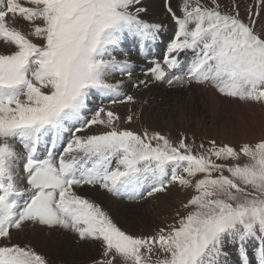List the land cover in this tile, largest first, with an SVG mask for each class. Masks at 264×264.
Masks as SVG:
<instances>
[{
  "label": "snow or ice",
  "instance_id": "obj_1",
  "mask_svg": "<svg viewBox=\"0 0 264 264\" xmlns=\"http://www.w3.org/2000/svg\"><path fill=\"white\" fill-rule=\"evenodd\" d=\"M25 3L32 7L0 0V41L15 48L0 54V264H48L31 246L11 243V230L28 224L62 228L96 243L101 258L93 264H152L157 251L162 258L155 264H222L226 244L238 245L242 264H249L245 245L253 239L259 241L256 264H264V140L239 151L210 141L193 154L183 136L173 144L157 132L121 129L119 116L106 106L90 119L82 115L93 90L108 95L111 104L134 102L120 82L106 77L115 69L130 75L128 61L113 55L125 37L138 38L142 47L157 38L161 25L140 18L142 0ZM210 3L182 0L177 16L165 0L174 36L144 75L170 86L210 84L224 96L264 104V33L255 30L251 10L245 22L235 8L221 11L217 0ZM261 3L256 0L257 9ZM17 16L30 32L10 25ZM186 51L193 53L187 70L172 75ZM93 125L107 130L89 134ZM241 155L247 159L242 165L216 163ZM177 183L194 188L183 205L191 210L151 236L126 233L99 204L75 191L99 186L135 199L142 189L151 197Z\"/></svg>",
  "mask_w": 264,
  "mask_h": 264
},
{
  "label": "rangeland",
  "instance_id": "obj_2",
  "mask_svg": "<svg viewBox=\"0 0 264 264\" xmlns=\"http://www.w3.org/2000/svg\"><path fill=\"white\" fill-rule=\"evenodd\" d=\"M148 1L151 0H142V3L147 4ZM20 2L25 7H32V5L25 3V0H20ZM156 2H159L160 5L159 7L162 12L160 13L161 18H156V16L151 11L148 12L149 10L145 11L140 15V18L147 23L159 24L161 22V24H159L161 25V27L159 32L157 33L156 40L145 41L142 47L138 38L125 37L122 40L120 47L113 52V55L116 56L117 60L128 61V72H130V75L127 73L122 74L119 69H115L106 77L107 81L109 80L108 82L110 83H116L121 81L120 83L122 84V86L126 83L131 84L132 87L136 89V92H127L122 88V86L120 90L124 95L133 96L134 102L111 104L110 97L108 95H105L106 98L102 102L101 99L95 97L98 95L94 92L92 93L91 97L90 95L88 96L86 100V109L82 115L85 118L90 119L92 113H94V111L98 107L106 106L108 110L113 111L117 116H119L120 120L118 122V126L121 129H128L140 135H143V132L145 130H147L149 134L157 132L160 133L162 136L168 138L171 142H173V144L178 143L180 138L183 136L185 138V143L192 146L193 154H196L197 152H203L205 149L210 147V141H215L217 146H223L227 144L228 146L233 147L235 150L239 151V148L243 144L254 145L257 142L264 140V104L246 102L241 101L238 98L224 96L220 94L210 84H196L193 82L184 84L183 86H181L180 84L170 86L166 80L152 81L150 77H146L144 75V71L151 66L149 64V60L162 59L166 46L168 42L173 38L175 31V24L172 20L171 15L167 12V9L165 7V0H162V5L161 0H156ZM201 2L206 4L207 6H211L210 0H201ZM217 2L221 6V11H231L233 8H235V11H238L240 17L244 19L245 22L248 21L249 10H251V19L255 21V30L264 33V3H261L260 7L257 9L256 0H217ZM181 3L182 0H168V4L177 16L181 15L179 11V5ZM142 6L144 7L145 5ZM144 8L147 10V6H145ZM145 16H149V18ZM169 21L171 23H169ZM9 23L11 26L16 27L25 34L31 31V26L29 25V23L24 21L21 17L17 16L11 18L9 19ZM35 23L40 24L41 21L37 20L35 21ZM162 25H166L169 27L165 30ZM163 33H165V37H163ZM29 39H32L36 43L41 42L31 36L29 37ZM14 50V46L0 41V54H10ZM192 55L193 53L191 51L182 52L178 57L179 62L172 71V75H182L187 70V66L191 60ZM141 80H145L147 82L146 85L141 84ZM155 86H157L160 90L169 91L170 88L175 89L177 91H180L181 94L177 95L175 94L176 92L170 93L171 95H169V97H171V99H174L175 96L177 97V101L174 102H169V97L165 99H157L156 101H154V99L152 98H147L146 100L141 98V95L145 93L147 89H150ZM204 88H210L213 91H211L210 89L204 90ZM204 91H211L208 93L212 94L215 93L214 95L221 99V101H219V104H217V106L211 107L212 105L210 103H207L206 98L204 97L205 99H202V97L200 96V93L203 94ZM192 93H194L193 96L195 97L193 99L191 98ZM102 95L104 96V94ZM172 96L174 97L172 98ZM120 99H123V96H121ZM222 99L228 100L227 103L225 102V100ZM143 100L146 103H144ZM160 100L168 102L163 105L161 103L162 101ZM229 100L234 101L236 103L231 105V102H229ZM131 104H135V106L140 109V115H138V113H136V115L133 113L134 110ZM153 114H155L156 116ZM128 116H132L131 122H126ZM106 130L107 129L104 128L102 125H93L92 128L89 130V134H91V132L99 134ZM84 134L85 133H78V135ZM69 135L70 133L67 132L63 134L64 142L67 141ZM200 145H204V148L201 149ZM16 146L18 151L22 150L19 144H16ZM59 150L60 149L58 148L57 151ZM40 151L41 153H43L44 146H41ZM246 162L247 159L243 157V155H241L239 160L237 161H216V163H238L241 165ZM218 174L219 173L214 172L213 176H216ZM224 175H228V173L225 171ZM199 178H201L200 174H198V176L193 179V183L195 179ZM85 186L82 187L83 189L77 188L75 190L80 191L81 193H77L81 196L85 198L88 197V199L92 201L94 200V202L102 207V209L111 217L114 223H116L117 226L121 228V230L133 236H151L154 235V233L158 231L160 227H166L168 224L175 223L176 219H178L179 216H183L186 214L187 211L191 210L184 209L183 205L187 203V201L193 195L196 194L194 188L182 187L177 183L170 184L164 192L157 193L151 197L147 196L146 189H142L143 196L135 199L129 198L127 196L126 200L124 197L121 198L119 196H114L110 193L108 194L107 191L100 189L99 186ZM98 192L100 194H104L105 196L111 199H114L115 202H121L124 204H129L130 202L134 204L136 200L138 204L146 202L148 207L147 209L142 210V214L145 218H147L148 222L144 223L145 221L142 219V215L139 216L136 211V214H134L133 216L131 215L132 220L134 222V229L129 228L127 225V222H129L128 218L124 216L118 217V214H116L115 212H111L109 209H112V207H110L108 203L103 206L99 202L100 198L98 196ZM91 193H95L96 196H92ZM89 195L91 197H89ZM31 225L32 224L26 225L21 231L22 233L19 230H12L11 243L15 244V236H21L22 240L25 241V229L27 228V231L38 229L43 231V228H46V230H50V228L45 227L43 225L35 224L37 227L35 225ZM64 230L65 229L62 228H56V231L48 232L60 235H62L63 233H68V230ZM48 232L43 233L44 237L48 236ZM70 233L74 234L73 238L75 241H73V244L75 247H82L81 244L85 243L86 246L90 245L91 247V241L78 239L76 242V238L78 237V235L72 233L71 231ZM258 245V239H253L247 242V244L245 245L248 253L247 258L250 262L249 264H256L255 249L258 247ZM93 250V257L87 260L78 261L75 264H93V261L100 259V249L98 245H95V248L92 246V251ZM224 251L229 254L232 251V255L230 257V259H233L232 264H237V262H240L241 257L238 252V245L226 244ZM158 257L162 258V255L158 251L152 254V264H155ZM249 258H251V260ZM47 261L48 264H61L60 261L58 262L53 259ZM222 264H230V260L226 262V259H222Z\"/></svg>",
  "mask_w": 264,
  "mask_h": 264
},
{
  "label": "bare ground",
  "instance_id": "obj_3",
  "mask_svg": "<svg viewBox=\"0 0 264 264\" xmlns=\"http://www.w3.org/2000/svg\"><path fill=\"white\" fill-rule=\"evenodd\" d=\"M158 1V0H157ZM142 5H145V6H147V10L146 11H148V12H152L155 16H156V18H159L160 17V13H162L161 12V10H160V5H159V2H156V0H151V1H148V3L147 4H143L142 3ZM161 5H162V0H161ZM144 6V7H145ZM161 9H162V7H161ZM164 13V12H163ZM145 17H148L149 18V16H145ZM161 18V17H160ZM164 18V17H163ZM162 18V19H163ZM145 19V18H144ZM151 19V18H150ZM166 20V19H165ZM162 21H164V20H162ZM167 21V20H166ZM158 22V21H157ZM169 23H171L170 21H169ZM159 24H161V22L159 23ZM167 24V23H166ZM163 27H164V29L166 30V29H168V27L169 26H166V25H162ZM162 30V29H161ZM171 31H173V30H171ZM258 32V31H257ZM166 33V32H165ZM165 33H163V37H165L166 35H165ZM140 65V64H139ZM137 70V69H136ZM139 75V74H138ZM142 75V74H141ZM135 76V75H134ZM132 77V76H131ZM137 77V76H136ZM135 77V78H136ZM121 80V79H120ZM109 81V80H108ZM119 82H121V81H119ZM113 83V82H112ZM131 83V82H130ZM155 85H157V84H155ZM121 86H122V84H121ZM122 88L125 90V91H127V92H136V89H134L133 87H132V85L131 84H128V83H126V84H124L123 86H122ZM210 89V88H209ZM209 89H207V88H204V90H209ZM169 90V89H168ZM193 90V89H192ZM211 90V89H210ZM211 91H213V90H211ZM211 91H208V92H211ZM96 93L98 96H95L96 98H99V99H101L102 100V102L104 101V99L106 98V96L104 95H102L100 92H97V91H91L90 92V97L92 96V93ZM174 92H176L175 94H177V95H180L181 93H180V91H177V90H175V89H171L170 88V90L169 91H167V90H160L157 86H155V87H152V88H150V89H147V91H145V93H143L142 95H141V98L142 99H144V100H146L147 98H152V99H154V101H156L157 99L159 100V99H165V98H168L169 97V95H171L170 93H174ZM182 92V91H181ZM192 92V91H191ZM194 92V91H193ZM208 92H205L204 91V95L202 94V93H200V96L202 97V99H205L206 98V101H207V103L209 104H211L212 106L211 107H214V106H217V104H219V101H221V99L220 98H218L216 95H214V94H212V93H208ZM193 94L194 93H192V99L193 98H195L194 96H193ZM203 95V96H202ZM174 96H172V98H173ZM205 97V98H204ZM107 98H108V96H107ZM176 96L174 97V99H171V97H169L168 98V100H169V102H174V101H177L176 100ZM152 99H150V100H152ZM229 99V98H228ZM143 100V102L144 103H146L145 101ZM222 100H225V102L227 103V101L228 100H226V99H222ZM160 101H162V100H160ZM166 102H168V101H166ZM166 102H164V101H162L161 103L163 104V105H165V103ZM229 102H231V105H233V104H235L236 102H234V101H230L229 100ZM132 105V107H133V110H134V112H133V110H132V112L136 115V113H138V115H140V113H141V111H140V109H138V107L137 106H135V104H131ZM220 106V105H219ZM226 106V105H225ZM193 107H195V106H193ZM234 107V106H233ZM121 108V107H120ZM128 109V108H127ZM160 109V108H159ZM189 109V108H188ZM219 109V108H218ZM119 111V110H118ZM194 112V111H193ZM191 113H192V111H191ZM197 113H199V112H197ZM196 113V114H197ZM153 115H155V114H153ZM142 116H143V114H142ZM156 116V115H155ZM154 116V117H155ZM144 119V118H143ZM151 119V118H150ZM145 120V119H144ZM155 120V119H154ZM158 120V119H157ZM153 122V121H152ZM159 123V122H158ZM240 125V124H239ZM156 126V125H155ZM242 126V125H241ZM243 128V127H242ZM90 132V131H89ZM92 133V132H91ZM17 147V146H16ZM86 187V186H85ZM82 188V187H81ZM83 189V188H82ZM80 190V189H79ZM85 190V189H84ZM97 190V189H96ZM76 192H80V191H77V190H75ZM81 193V192H80ZM102 193V192H101ZM109 194V193H108ZM80 195V194H79ZM82 195H83V193H82ZM88 195V194H87ZM91 195L92 196H96V194L95 193H91ZM98 196H99V198H100V203L103 205V206H105L107 203L109 204V206L110 207H112V209H109L111 212H115L116 214H118V217H121V216H124V217H126V218H128V221L129 222H127V225H128V227L129 228H131V229H134V222H133V220H132V216L134 215V214H136V211H137V213L139 214V216L140 215H142V219L145 221L144 223H147L148 221H147V218H145L144 216H143V214H142V210H145V209H147V207H148V205L146 204V202H142V203H140V204H138V202H137V200H136V202L134 203V204H132L131 202L129 203V204H124V203H121V202H115L114 201V199H111V198H109V197H107V196H105L104 194H100L99 192H98ZM89 197H91L90 195H89ZM88 198V197H87ZM97 200V199H96ZM94 201V200H93ZM139 202H141V201H139ZM133 209V210H132ZM132 215V216H131ZM144 217V218H143ZM118 222V221H117ZM126 224V223H125ZM32 226V225H31ZM36 226V225H35ZM37 227V226H36ZM46 227V226H45ZM32 228V227H31ZM44 230L42 231V230H29V231H27L28 230V228L27 229H25L26 231H25V233H26V239H25V241H23L22 240V238H21V236L19 237V236H15V239H16V241H15V244H18V245H20V246H24V245H29V246H31L36 252H38L39 254H41L42 256H44L45 258H46V260H50V259H53V260H55V261H60L61 262V264H75V263H77L78 261H83V260H87V259H90L91 257H93V255H94V250L92 251V246L95 248V245H97L96 243L94 244V242H92L91 241V247H90V245H87L86 246V243L85 244H81L82 245V247L81 246H77V247H75L74 246V244H73V241H75L74 240V238H73V236H74V234H71L70 233V231L68 230L67 232L68 233H63L62 235H60V234H55V233H50V232H48V231H56V228H52V229H50V230H46V228H43ZM58 229V228H57ZM59 229H61V228H59ZM12 231V230H11ZM63 231V230H62ZM65 231V230H64ZM21 232V231H20ZM24 232V231H23ZM46 233V232H48V236L47 237H44V235H43V233ZM12 233V232H11ZM19 233V232H18ZM17 233V234H18ZM22 233V232H21ZM73 233V232H72ZM29 235H30V237H29ZM70 235V236H69ZM72 235V236H71ZM61 237V238H60ZM70 237V238H69ZM24 238H25V236H24ZM23 238V239H24ZM60 238V239H59ZM78 239H80V238H76V242H77V240ZM80 241V240H79ZM90 241V240H89ZM226 253V252H225ZM231 255H232V251H231V253L229 254V253H226V255L224 256V257H222V259H226V262L228 261V260H230V264H232L233 263V259H230V257H231ZM228 258V259H227ZM250 260H251V258H249ZM250 263V262H249ZM237 264H242V261L240 260V262L238 263L237 262Z\"/></svg>",
  "mask_w": 264,
  "mask_h": 264
}]
</instances>
